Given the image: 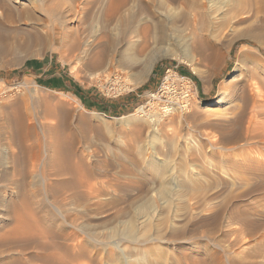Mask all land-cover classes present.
<instances>
[{"label": "rangeland", "instance_id": "374dc122", "mask_svg": "<svg viewBox=\"0 0 264 264\" xmlns=\"http://www.w3.org/2000/svg\"><path fill=\"white\" fill-rule=\"evenodd\" d=\"M24 2L0 0V189L22 183L32 209L6 246L11 264H264V110L233 78L219 96L237 52L256 45L239 38L219 64L204 61L205 0ZM69 11L78 26L60 23ZM251 17L216 39L264 32V11ZM48 19L82 49L28 44ZM89 44L106 49L98 69Z\"/></svg>", "mask_w": 264, "mask_h": 264}, {"label": "bare ground", "instance_id": "6f19581e", "mask_svg": "<svg viewBox=\"0 0 264 264\" xmlns=\"http://www.w3.org/2000/svg\"><path fill=\"white\" fill-rule=\"evenodd\" d=\"M24 1H27V3L37 4L38 0H29V1L28 0H13V2H15V3H21L22 5H26V4H24L25 3ZM9 6H10V4L7 3V8ZM34 7H36V6H34ZM48 8L49 9L44 10V12L45 13L48 12L47 15H49L50 16L49 18H51V15L54 14V10L50 7H48ZM201 9H202L201 10L202 14H201L200 18L204 19V21H202V22L205 26V29L207 30L205 32V34L207 32H209L210 36L212 38H215V39H213L214 41H211V39L206 38L208 35L207 36L205 35L206 36V37H204L205 39L203 41H201L199 44H196V46H194V49H195L194 52L196 51V53L203 56L204 61H207V62L210 61L212 63L214 62V64L215 63L219 64L218 62H220L221 59L225 58V54L223 53V49L227 48L228 49V55H230L232 46L234 45V43L239 38L240 39L241 38L247 39V40H249L250 43L256 45V47L250 46V47L255 49V52H253V53L248 51V49L240 50L239 52H237L232 71L224 79H222L220 82V85H219V96L221 98L220 100L224 99V95H226L227 91L232 87L231 83H230V79L233 78V81L235 79L237 80L236 85L239 86L240 89L244 88L246 85L249 86L250 98L253 102L254 109L257 110L259 108L260 109L263 108L262 110H264V86H262V85L260 86L258 83V80L260 79V77H259L260 69H259V65H256L257 63H260V68L261 67L264 68V51H263L264 50V32L262 30H260L261 28H259V27H258V29H253V28H250V30L246 29V31L242 32V34H240V31L238 33L237 32L238 30H237L236 33H238L240 35H238L236 37L234 36V38H232L231 40L229 39V43H227V44L224 43L223 41L220 42L216 39L217 36H220L225 31H227V30H229L230 32L234 31L240 25L247 23L249 21V19L252 18L251 14L252 15H259L261 13V15H262V12L264 11V0H205V3ZM30 11H31L30 9H25L21 13L23 15L26 14V16H28L30 14ZM196 16H197V14H196ZM196 16H194V18ZM192 19H193V17H192ZM203 19H200V22ZM59 20L60 21L63 20L62 22H60L61 24L71 22L70 25H72V26L77 25L78 26L79 22L81 21V13L79 12L76 15H74L72 12L69 11L66 14H64L61 17V19L59 18ZM195 21H198V19L193 20L194 24H195ZM48 22L51 25L46 26V28L44 29V33L40 32V30H36V31L34 30L35 31L34 33H36V34L31 35L29 37L28 44H40V45L44 46L45 48L50 47L51 50L56 51V52H60L61 55H63V53L66 51L72 54V52H74L77 49L78 50L82 49V47L85 45V44L82 45L79 43L76 44L73 42L71 44H68L67 38L70 35V31L68 33L66 31V29L63 28V26H62V28H60L61 26L58 22H56V20H50L49 21V19H48ZM198 23H199V21H198ZM203 24L200 27H203ZM195 25H194V28L196 29L197 26L195 27ZM199 25H200V23H199ZM162 26L165 27V23H163ZM252 26H254V25H252ZM56 27H58V29H63V30H57ZM69 27H70L69 28L70 30L73 28L71 26H69ZM245 27H247V26H245ZM169 28H168V30H169ZM202 29L205 30L204 27ZM243 30H245V29H243ZM233 33H235V32H233ZM231 34H232V32H231ZM235 35H237V34H235ZM167 36L169 38V35H167V33H165V38H167ZM88 46H89V48L83 49V52H82L85 59H87L86 60V66L88 68H91V69H98V68L102 67L105 63L106 49L105 48H95V47L92 48V46L90 44ZM9 49H7V50H9ZM1 51H2V49H0V52ZM7 52H9V51H7ZM258 56H259V58H258ZM255 58L259 62L254 63L255 62L254 60H256ZM81 61H83V60L81 59ZM148 70H149V63L143 67L142 76L146 75ZM263 72H264V70H263ZM237 74H238V76L242 75V78H237L236 77ZM58 93L61 95H65L63 92H58ZM203 103L207 106L216 105L214 101L203 102ZM82 108H83V106H82ZM140 110L141 109L139 108L137 111H140ZM254 112H256V111L254 110ZM99 115L107 117L104 114H99ZM107 118H109V117H107ZM122 118H127V117L124 116ZM252 125H254V124H252ZM251 128L252 127L247 129L248 135L255 133L256 128L254 127L255 128L254 130L253 129L251 130ZM22 130H25V129H22ZM24 135H25L24 137H20L21 142H24L25 140L28 141V138L32 137V134H31V136H28V134H26L25 132H24ZM254 136H252V137H254ZM260 136L261 137L264 136V132H262ZM34 137L37 138V136H34ZM14 138L15 137H13L12 139L14 140ZM213 142H214V140H213ZM61 145L60 144L57 145V149H55L57 151L55 153H57L58 151L60 152V150L62 149ZM31 146H33V145H31ZM229 151H231V150H229ZM249 156H250V153H249ZM37 158L39 159V157L37 155H33L32 158L29 160V162L31 163L33 168L35 167ZM58 159H61V158H58ZM60 161L58 160V161H56V163H58ZM59 165H61V162ZM58 168H60V167H58ZM61 168H62V166H61ZM22 173L24 174L23 171H22ZM3 176H5V175H3ZM6 183H7V186H4L0 189V264H3V263L11 264V260H13V258H14L13 257L14 252H12L11 250L9 251L6 248V246L9 245L8 242H9L10 238L12 237V235H16L18 232H20V229H22L23 226H25L27 224V221L29 220L28 218L30 217V215L32 213V209L30 208V200L27 197V195L25 194V191H24L25 188H24L23 184L19 183L15 179H8V181ZM13 263L15 264L16 261H14Z\"/></svg>", "mask_w": 264, "mask_h": 264}, {"label": "trees", "instance_id": "16d2710c", "mask_svg": "<svg viewBox=\"0 0 264 264\" xmlns=\"http://www.w3.org/2000/svg\"><path fill=\"white\" fill-rule=\"evenodd\" d=\"M28 65H31L32 67H36V66H39L41 65L42 63L38 62V61H31V62H28L27 63ZM82 102L84 105H87V101L86 99L84 98V95L80 89V87L76 86L74 84V89L72 91Z\"/></svg>", "mask_w": 264, "mask_h": 264}]
</instances>
